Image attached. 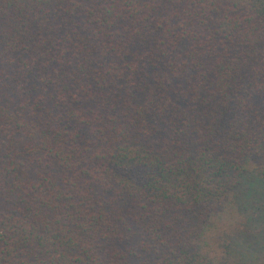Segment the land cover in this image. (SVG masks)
Wrapping results in <instances>:
<instances>
[{"label": "trees", "instance_id": "16d2710c", "mask_svg": "<svg viewBox=\"0 0 264 264\" xmlns=\"http://www.w3.org/2000/svg\"><path fill=\"white\" fill-rule=\"evenodd\" d=\"M0 264H264V0H0Z\"/></svg>", "mask_w": 264, "mask_h": 264}]
</instances>
